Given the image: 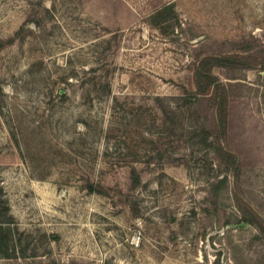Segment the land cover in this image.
<instances>
[{
  "label": "rangeland",
  "instance_id": "rangeland-1",
  "mask_svg": "<svg viewBox=\"0 0 264 264\" xmlns=\"http://www.w3.org/2000/svg\"><path fill=\"white\" fill-rule=\"evenodd\" d=\"M0 225V264H264V0H0Z\"/></svg>",
  "mask_w": 264,
  "mask_h": 264
},
{
  "label": "trees",
  "instance_id": "trees-1",
  "mask_svg": "<svg viewBox=\"0 0 264 264\" xmlns=\"http://www.w3.org/2000/svg\"><path fill=\"white\" fill-rule=\"evenodd\" d=\"M35 24V23H34ZM24 28V26H23ZM217 60V59H213ZM209 63V64H208ZM207 65H202L198 66L196 71H195V77H196V82H197V89L198 93L204 94L207 93V91L212 87V86H217V79L215 74L212 72V69L217 66L219 63L217 62H208ZM217 89V87H216ZM230 156H233L231 153H229ZM224 181V180H223ZM253 217V213H245L243 216V221L250 222V218ZM4 246V235H3V226L0 225V250L3 249Z\"/></svg>",
  "mask_w": 264,
  "mask_h": 264
}]
</instances>
